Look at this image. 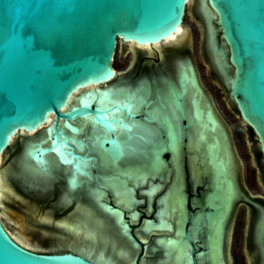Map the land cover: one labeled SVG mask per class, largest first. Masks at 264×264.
Wrapping results in <instances>:
<instances>
[{
    "label": "water",
    "instance_id": "obj_1",
    "mask_svg": "<svg viewBox=\"0 0 264 264\" xmlns=\"http://www.w3.org/2000/svg\"><path fill=\"white\" fill-rule=\"evenodd\" d=\"M188 2L0 0V159L16 135L41 132L36 139L27 141L15 173L6 168L9 176L15 175L26 192L30 191L25 183V170H29L25 165L27 153L31 161L39 162L41 169L52 177L51 182H46L48 186L62 177L69 187L76 184L74 175L69 178L67 173L59 170V166L65 168L64 163L52 162L51 168L43 165L42 156L52 155L54 145H63L75 164L78 161L95 162L88 147L80 151L69 141L68 133H75L77 127H81L82 118L104 130L98 140L100 146L113 155L114 161L119 159L121 146L113 136V123L123 126L108 118L112 109L119 106L108 104L98 92L88 94L81 93V90L106 83L113 77L115 70L111 62L118 40L140 46L156 45L175 34L179 27L182 28ZM204 6L211 15L215 50L222 56V68L219 69L211 45V66L227 89L241 119L255 133L264 162V0H205ZM206 26L208 32L207 21ZM180 33H176L177 38ZM177 74H181L182 86L187 81L203 96L196 77L198 70L190 58L179 63ZM73 94L75 96L71 97ZM88 95L92 102L82 104L83 96ZM99 98H104L105 104H100ZM204 99L207 101L205 96ZM212 103L215 102L211 98V115L206 118L211 122V133L214 134L211 136L210 160L215 188L206 201L211 210L200 213L198 218L201 220L205 215L209 220L215 217L220 207L225 210V220L237 199V192L233 172L230 178L227 174L231 166L228 134L221 127ZM194 107L199 109V104L194 102ZM188 129V126L184 127V138L188 139L186 147L193 143ZM89 137L81 139L93 146ZM200 140L204 142V134ZM30 145L35 147L27 150ZM170 161L176 171L174 197L184 183L182 155ZM168 164L164 158L153 160L158 172L167 171ZM89 172L86 170L85 174ZM179 204L182 213L187 215L186 201H179ZM109 207L108 210H113ZM182 235L185 240L192 241L188 232L184 231ZM205 253L200 251L198 255ZM0 264L98 263L75 250L50 254L30 251L16 242L0 219Z\"/></svg>",
    "mask_w": 264,
    "mask_h": 264
},
{
    "label": "flooded vegetation",
    "instance_id": "obj_2",
    "mask_svg": "<svg viewBox=\"0 0 264 264\" xmlns=\"http://www.w3.org/2000/svg\"><path fill=\"white\" fill-rule=\"evenodd\" d=\"M201 5L200 0H189L186 9L193 6L191 22L200 33L198 52L204 56L211 71L209 31ZM179 37L176 41L171 39L148 47L117 41L111 62L115 74L108 82L94 86L92 91L106 99L118 94L117 99L113 102L110 100L108 104H116L119 108H113L108 118L123 126L118 127L113 123V136L124 147L118 155L119 159L114 161L113 155L104 151L97 139L104 130L87 118L80 119L83 123L79 139H87L90 132L92 135L95 131L98 135L93 138L99 149L95 151L88 141L81 139L87 144L83 150L88 147L91 156L95 158V162H91L90 177L82 176L81 187L73 190L64 181L58 205L61 202H74L75 215L68 225L71 229L75 223L74 227L80 226L82 229L73 232L62 226L71 235L61 251L75 250L98 264H173L168 260L166 251L167 242L174 240L186 243L190 264H238V254L242 264H264V186L258 178L257 181L254 179V185L263 192L261 194L242 181L244 157L238 154L242 143L247 145L253 170L258 175H264L258 139L251 127L241 119L218 74H206L205 81L201 74H196L203 96L194 90L191 83L184 81L181 85V74H177L179 63L190 58L195 67L196 64L189 40L186 42ZM184 47L186 49L183 51ZM211 80L215 82L223 102V110H219L215 103H212V107L221 127L228 134L231 166L227 174L230 178L233 172L237 192V199L223 221L221 232L215 219L211 230H207L205 224L211 219H206L205 215L201 220L198 218L200 213L205 214L211 210L206 201L215 188V175L210 160L211 136L214 134L211 133V122L206 118V115H211ZM88 90L82 89L81 93H87ZM106 93L109 96H104ZM99 99L102 101L100 104H103V98ZM194 102L199 104V109L194 107ZM227 115L233 120L231 124L226 119ZM185 126L189 128L188 136L193 140L192 146H185L188 142L184 138ZM203 134L205 140L201 142L200 136ZM220 154L223 155V152L220 151ZM181 155L184 183L179 194L173 197V188L177 189L174 184L176 171L170 160ZM158 157L169 162L167 171L158 172L153 166V160ZM109 178L117 183V188L103 183L104 179ZM51 180V177H47L45 182ZM120 180L126 182V187L121 185ZM77 189V193H73ZM91 192L95 196H90ZM72 194L74 197L70 198ZM182 199L186 201L187 215L180 209L179 201ZM172 203L178 206L172 208ZM85 211L91 216H86ZM238 213L242 217L240 240L234 232ZM84 217L95 231L94 236L79 225ZM59 225L62 224L56 223L54 227L59 229ZM184 231L189 233L191 242L185 240L182 235ZM17 240L22 247L41 253ZM237 240L240 241V252L235 247ZM200 251L206 253L198 255Z\"/></svg>",
    "mask_w": 264,
    "mask_h": 264
},
{
    "label": "rangeland",
    "instance_id": "obj_3",
    "mask_svg": "<svg viewBox=\"0 0 264 264\" xmlns=\"http://www.w3.org/2000/svg\"><path fill=\"white\" fill-rule=\"evenodd\" d=\"M193 6L188 7L185 10V17L182 24V37L180 39H185L186 42L189 40V46L192 50V58L195 61L198 73L201 74L202 80L205 81L206 74H217L215 69L211 66V71L209 66L206 64V59L204 56L198 52L197 46L199 45L200 33L197 26L191 22L192 12L190 9ZM186 47L183 48V51ZM128 59V58H127ZM126 59L121 64L124 66ZM212 78V75H211ZM213 79V78H212ZM211 98L215 102L219 110H223L222 98L217 90V86L213 80H211ZM225 112V111H224ZM227 120L232 119L230 116H226ZM41 134L40 131H35L30 134L20 133L16 135L12 141L11 146L5 150L3 155V163L0 171L6 170V168L14 170L18 168V160L22 154V151L29 140L36 139ZM249 144V142H248ZM246 148V149H245ZM250 150H247V145L242 143L241 148L238 152L240 156L244 157L243 171H242V181L248 183L253 191L257 193H263L262 190L254 185V179L258 178V181L264 186V175H258L252 167L251 157L248 155ZM244 153V155L241 154ZM61 172L68 173V170L61 166L58 167ZM6 184L9 192H5L6 196H2L0 200V219L13 236L15 240L22 242L27 247L41 252V253H52L56 251H61L66 246L68 240H70L69 233L65 232L62 225H59L56 229L55 224L67 223L70 224L71 219L75 215L74 202H69L67 204L58 205V200L61 195V191L64 186V178L62 177L60 181L55 180L53 185L43 183L40 189L33 192H26L22 183L16 178V176L11 175L6 172ZM51 182V181H48ZM123 187H126V182L120 180ZM253 183V184H252ZM78 189L73 193H77ZM254 196V195H253ZM74 197V194L70 195V198ZM256 197V195L254 196ZM59 206L56 208V206ZM215 217L211 218V221L206 222L205 226L207 230H211L213 224V219L217 223L219 232H221V226L224 221L225 210L218 208ZM22 217V218H21ZM45 217H50V220L44 219ZM70 217V220H67ZM73 220V219H72ZM242 217L238 213L236 218V225H234V232L236 235L241 237L242 232ZM72 233V232H71ZM237 237V238H238ZM65 245V246H64ZM240 241L237 240L235 245L237 252H240ZM238 256V264H242Z\"/></svg>",
    "mask_w": 264,
    "mask_h": 264
},
{
    "label": "bare ground",
    "instance_id": "obj_4",
    "mask_svg": "<svg viewBox=\"0 0 264 264\" xmlns=\"http://www.w3.org/2000/svg\"><path fill=\"white\" fill-rule=\"evenodd\" d=\"M201 1H202L201 2L202 3L201 9H202L204 17L206 18V21H207L208 26H209L210 46L212 45V48L214 50L213 53H214L215 61H216L217 65H218L219 69H221L222 68V56H221V54L219 52H217L215 50V47H214L215 46L214 45V32H213V30H212V28L210 26L211 15L206 10V8L204 6L205 5V0H201ZM190 11H191V9H190ZM181 30H182V28L179 27L176 30V33L179 34L181 32ZM176 33L171 35L169 38L165 39L164 41L168 42L171 39L176 41L178 39L176 37ZM142 46L148 47L150 45L146 44V45H142ZM93 87L94 86H89V87H86V88L90 89V90H88L89 92H93L92 91ZM89 92H88V94H89ZM74 96H75V94H73L71 97H74ZM88 96L89 97L83 96L82 101H81L82 104H89L90 102H92L93 99L90 97V95H88ZM104 96H109V94H107V95L104 94ZM117 97H118L117 93H115L113 95H110L107 98V103L110 102V100L112 102L115 101L117 99ZM98 102L101 103L102 101L100 99H98ZM103 102H104L103 104H105L104 98H103ZM95 128H97V127H95ZM80 132H81V128L77 127L76 132L75 133L74 132L68 133V136H69V141H71L73 143V147L77 148L80 151H83L84 145L86 143H84L83 140L79 139ZM94 135L95 136L98 135L97 132L93 131V133H92L90 138L92 139L91 141H92L93 149H95V151H98L99 148H97V146L95 144V142H97V141L94 140V138H93ZM101 136H103V135H101ZM98 137H97V139L99 140L101 137H99V138ZM90 138H89V140H90ZM47 140H45V142ZM129 140H131V139H129ZM122 144H124V143H122ZM34 147H35V145H30V146H28L27 150H30V149H32ZM123 147H124V145H123ZM123 147H121V149H123ZM52 149H53V152H54L52 155H50L49 157L47 155H43L42 156L43 165H46L48 168H51L53 166L52 162L57 164V165H61V163H64V167H66V169L69 171L68 177L71 178L72 175L75 176L74 180H75L76 184L71 186L70 189L73 190L77 186L81 185L83 183L81 177L82 176H86L88 174V173L85 174V171L86 170H90L91 165H92L91 161L90 160H88V161H78V163L75 164V161L69 156L68 152L66 151V149L64 148L63 145H61V144L54 145ZM0 160H1L0 161L1 162L0 163L1 164L0 168H1L2 163H3L2 156H1ZM25 160H26L25 161V163H26L25 165L28 166V169H29V170H27V169L25 170V172L27 173V175H26L27 180L25 181V183L27 185H29V190H30L29 192L37 191L38 189L41 188V186H43V183H46L45 181H46L47 177H51V176H50V174L44 172L41 169L42 165L39 162L36 163L33 160L31 161V159L29 158L28 153L26 155V159ZM89 174H90V172H89ZM89 174H88L87 177H90ZM104 180L105 181L103 183H105L106 185H111L112 188H117V186H116L117 183L114 180H112L111 178L104 179ZM5 192L11 193L9 191L8 187H7V184H6V170L4 169V170L0 171V200H1L2 196H6L7 197ZM70 192H73V191H70ZM90 196H92V197L95 196L94 192H91ZM120 201H124V199H120ZM170 206L172 208H176V206H178V205L176 203H172V204H170ZM84 214L86 216H87V214L89 216H91L88 211L87 212L85 211ZM44 219L50 220V217H45ZM80 222H82V223H79V225H81L82 227H85L86 231L88 232L89 235L94 236L96 234L95 231L92 229V227H90L89 223H87V218L84 217V220L82 221V219H81ZM61 224H62V226L65 229H70L69 225L67 223H61ZM79 229H82V228H80V226H76V227L73 226V227H71L70 230L73 231V232H75V231L79 232ZM179 233H181V231H179ZM167 248H168V250L166 251L167 252V258H168V260L170 262H172L173 264H190L189 255H188L189 251H188V249L186 250V248H188L186 243H183L181 241H179L177 243L174 240L173 241H168L167 242ZM213 254L214 253H212V255ZM209 257L211 258V250L209 251Z\"/></svg>",
    "mask_w": 264,
    "mask_h": 264
}]
</instances>
